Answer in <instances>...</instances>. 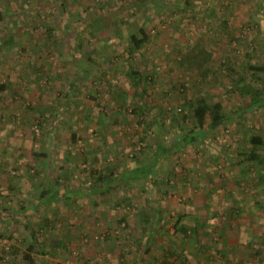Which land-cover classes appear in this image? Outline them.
Returning <instances> with one entry per match:
<instances>
[{
	"label": "rangeland",
	"instance_id": "obj_1",
	"mask_svg": "<svg viewBox=\"0 0 264 264\" xmlns=\"http://www.w3.org/2000/svg\"><path fill=\"white\" fill-rule=\"evenodd\" d=\"M172 1L0 0V84L8 83L0 93V208L6 203L9 206L0 218V264H13L10 247H20L16 240L24 232V221L35 222L41 217L32 214L31 206L17 211L16 205L21 204V198L28 201L30 193H38L40 187H48L53 181H59L58 188L64 185L68 192L82 190L84 196L72 205L70 196L74 194L70 199L66 195L61 211L55 214L52 211L56 203L43 208L42 213L48 212L55 219L53 234L48 233V227L44 230L50 237V245L63 240L67 252L61 245L57 256L42 255L40 264H131L126 252L131 247V251H136L135 246L143 237L138 236L137 228L140 208L129 211L115 205L125 193L137 203L144 198L158 203L160 199L173 201L182 197L185 182L205 184L210 190H217L219 184L235 190L251 182L258 183L262 172L258 163L248 166L241 164V160L236 164L233 159V165L224 153L234 157L248 149L251 134L248 127L264 135V111H248L245 120L239 119L225 129L206 134V143L188 146L181 153L161 160L156 174L139 179L134 187L105 190L104 182L94 179L98 170L116 163L120 170H130L152 157L155 143L171 142L178 137V122L173 116L181 117L187 111H180V107L191 95L212 92L222 98L225 110L231 114L240 106L238 100H226L219 80L211 86L207 83L195 86L196 75L176 62L183 46L188 47L198 39L209 43L215 60L208 65L217 68L221 48L216 47L213 38L219 31L217 38L223 43L221 21L226 18L230 21L229 35L238 38L231 46L238 60L236 68L240 70L244 63L262 56L264 48L259 41L264 33L244 26V21L253 20L264 27L263 0H192L193 6L180 1L174 12H168L167 8L174 5ZM191 9L198 15V23L189 20ZM200 15L211 18V23L207 25ZM108 21L113 24L107 26ZM145 24L152 28L153 40L140 63L139 52L130 55L125 43L131 33ZM11 36L15 41L9 44L4 41ZM126 61L137 63L148 72L154 69L155 81L134 86L126 78ZM145 62L149 63L144 65ZM37 66L42 67L43 75L34 80ZM227 72L220 73V80L229 88ZM112 85L119 98L109 93ZM138 91H143V95ZM91 94L96 100L89 97ZM123 98L127 105L121 108ZM74 100H80L79 104ZM243 101L247 103L244 98ZM142 103L146 106L143 116L138 110L132 111ZM46 108L50 113L39 117V110L45 112ZM87 113L94 114L93 123L87 120ZM105 113L111 115V120H103ZM140 120L145 124L139 123ZM190 123L186 129L192 127ZM75 130L78 139L73 141ZM139 131L145 140L138 139ZM36 152L48 154L41 159ZM243 168L253 174H233ZM12 176H17L15 182L24 188L21 198L8 187ZM95 182L99 190L89 191L86 185ZM259 187H264V183ZM217 196L215 193L213 199L220 198ZM65 205H71L70 209ZM126 210L128 213L124 215ZM210 264L215 263L211 260Z\"/></svg>",
	"mask_w": 264,
	"mask_h": 264
},
{
	"label": "trees",
	"instance_id": "obj_2",
	"mask_svg": "<svg viewBox=\"0 0 264 264\" xmlns=\"http://www.w3.org/2000/svg\"><path fill=\"white\" fill-rule=\"evenodd\" d=\"M183 2L186 5L193 6L192 0H174L172 1L173 6H169L168 12H174L177 7L175 6L178 4V2ZM264 3V0H263ZM194 8V7H193ZM196 8V7H195ZM191 12L188 15L189 20L193 22L198 23V15L193 12ZM203 18H205L207 25L211 23V18L207 16L200 15ZM230 21L228 19L224 18L221 21L223 32L220 37V41L222 40L223 43H219L217 34L220 33L217 31L213 38V43L216 45V47L220 52L221 59L218 61V67L212 68L208 64L210 61L214 58V49H212L213 46L209 45V43H205L203 41H200L199 39L193 43L188 44V47H184L182 50H179V53L177 55L176 62L183 66L186 70H188L189 73L195 74L196 77L194 78L195 86L202 85V84H208L211 86L212 82H219L222 84L225 92V98L228 102L238 100V104L240 106H237V109L235 113H228L225 110L224 102L222 101V98L215 97L214 93L204 91H199L198 93L191 95L187 101L185 102V105L180 111L187 110L185 112H182L180 115L181 117H178L177 115H174V120L178 122V134L179 136L176 137L173 141L167 142V141H158L155 143V146L152 148V157L149 158V160L137 165L136 167L130 169V170H120V167L118 163L114 164L113 166H109L107 168L101 169V170H95L97 171L95 173V180L104 182V188L105 190H113L116 186L117 187H134L136 184L135 182L138 181L141 178H150L153 177L154 174H156V166L158 163L166 158H169L170 156H173L175 153H181L183 149L190 146H198L200 143H206V134L210 132H216L220 130V128L224 127L227 128L229 125L233 122L241 119L242 121L245 120L244 115L248 112H255V111H264V75L258 74V72H264V49L262 51V56H259L258 59H254V61L244 63V65L241 67V69L236 68V64L238 62L236 55L232 52L231 46L232 42L237 36L233 34L232 36L229 35V25ZM113 24V21H108V25L110 26ZM244 26H251V29L258 30L260 33L263 32V25L258 24L256 22H253V20L244 21ZM208 30L209 27L207 26ZM151 27L148 25H141L137 32H133L129 35L128 39L126 40L127 50L130 55H133L136 52H139L140 56V63H142V58L145 56L148 46L151 44L153 40V35L151 34ZM240 37V36H238ZM12 41H15V38L11 36L10 38H5L4 41H8V44ZM261 45L263 44L264 48V35L263 38L259 41ZM221 46V47H220ZM253 49H256V45H252ZM178 50V49H177ZM263 60V61H262ZM128 65V71L126 74V78L129 79V81H132V84L134 86H138L140 83L144 81H151L154 82V76L156 71L154 69L145 70V68L138 67V65L133 64L132 62H127ZM149 63V62H148ZM148 63H143L144 65ZM139 64V63H138ZM112 68V66H111ZM115 69V68H114ZM42 67H36L35 72L38 73L36 77H34V80H39L42 73ZM225 70L227 72V76L229 77V81L231 86L227 88V84H225L223 81L220 80V73ZM227 70V71H226ZM35 75V74H34ZM179 85H182L185 87V84L181 81H177ZM109 88V93L111 96H116V98H119L120 96L116 94L115 87ZM175 86V85H174ZM8 87V83H1L0 84V93L4 91ZM124 94L127 93L122 91ZM143 95V91H138ZM147 93V92H146ZM137 96V94H136ZM216 96H218L216 94ZM89 97H92L94 100H96V96L90 95ZM243 98L247 101L246 104H244ZM248 98V99H246ZM76 104H79L80 100H74ZM81 103V102H80ZM142 103V105H138L135 109H133V112H136L135 110H138L139 114L142 116L145 115V104ZM121 108L126 107L127 102L126 99L123 98L120 102ZM109 106V105H107ZM142 107V108H141ZM244 107L245 110L243 109ZM41 108V106H40ZM138 108V109H137ZM90 111V110H88ZM119 111V110H118ZM141 112V113H140ZM172 112H176V109H172ZM50 113V109L46 108V111L43 112V110H39V117H46ZM87 120L89 122H94V114L87 113ZM158 116V115H157ZM111 115L109 113H105V116H103V120L106 122L108 120H111ZM193 123H190L192 127L187 128V124L189 121ZM139 123L145 124L143 121H139ZM149 124V123H148ZM151 124V123H150ZM165 124V120L163 122ZM150 126V125H149ZM194 126L196 127V130L194 129ZM186 129V130H185ZM253 129V130H252ZM248 130L251 131V134L249 136V142H248V149L246 151H242L239 154H237L234 157H230L225 151L224 156L228 160L230 164H238L241 160L242 163H247V165H252L255 163H258L261 168L262 172L259 174V183H264V135L260 132H256L255 128H249ZM143 132L139 131L138 139L145 140L143 137ZM73 141H76L78 139V132L75 130L72 134ZM150 148V146H149ZM36 156L40 157L41 159H45L47 157L48 153H41L36 152ZM84 158H86L84 156ZM235 159V163L233 161ZM92 160L97 163V158L93 157ZM247 169V168H244ZM17 178V176H14ZM12 176L13 179L8 181L9 189L16 190L17 195L19 198L20 196H24V188L19 186L15 181L16 179ZM94 180V181H95ZM161 184H168L167 181H159ZM57 184V185H56ZM59 181H53L50 183L48 187H40L37 192L30 193V199L28 201L21 198V204L16 205L17 211L27 210L28 208H33L34 215L41 214V217L37 218V221L31 222L29 219L24 221V232L19 233V236L21 239L16 240L19 242V245L10 247V259L12 260L13 264H40L39 260L42 259V255H53L54 257L57 256L59 253L57 251V248L62 247V250L67 252V245L66 243L62 241H56L54 245H50L51 242H49L48 238H50L48 235H46V232L44 231L46 227L49 229V234H53L55 231V219L52 218L49 214L42 213V210L45 206L50 205L52 203H56L55 209H53L52 212L54 214L59 211H61V202H64L62 199L65 198L67 195L68 199L72 197V205H74L76 202L80 201V198L83 195L84 192L82 190H73V191H66L64 185H62V188H58ZM192 185H196L195 183H192ZM181 186V183H180ZM184 186L190 187L191 184L189 182H185ZM74 188V187H73ZM86 188L89 189V191L96 192L98 191V185L95 182V184H89L86 185ZM166 192H168L166 190ZM171 192V191H170ZM74 194V195H73ZM28 195V193H27ZM73 195V196H70ZM180 195L182 197H179V200L182 201L184 199V194L180 192ZM6 196L9 197L7 194ZM70 196V197H69ZM132 196V195H131ZM130 195H127L125 193L122 195L119 199H117L115 205L122 206L129 211H131L134 208H140L139 211V219L141 218L143 230L147 233H151L154 225V220L160 217V211L152 206H149V202L147 199L144 198L143 202L137 203L136 199H133ZM66 197V198H67ZM230 200H233L232 197ZM212 201V200H211ZM214 204V203H211ZM71 205H65V207L70 209ZM140 206V207H139ZM149 206V207H148ZM215 206V205H213ZM239 206V205H238ZM9 206L4 204L2 208H0V218L3 210H8ZM212 208V207H211ZM212 210V209H211ZM216 212L218 209H214ZM245 210V209H244ZM243 207H234V208H228L227 211H230L234 213L235 217L242 216L243 213ZM46 211H49L48 209ZM225 214L227 215V213ZM127 215L128 211H124L123 214ZM242 213V214H241ZM187 214L185 212H179L177 217V222L179 230L184 234L187 235L188 229L192 228L190 231H195V233L198 231L199 228L204 227L207 229V236L210 237L211 244L216 243L213 241L215 239V236H219L220 234V226L218 223H215L214 221H220L221 214H213L211 216V220L209 223L204 222L203 220L195 222V226L191 227L189 225H185L182 221H184V217H186ZM208 217V216H207ZM214 220V221H213ZM122 221V220H121ZM144 224V225H143ZM71 233V232H70ZM2 236V235H1ZM5 236V235H3ZM18 236V238H19ZM152 235H149L148 240L150 241L152 239ZM11 239H14V236H10ZM255 236L253 235V250H259L255 253V257H259L261 263L264 262V239H262V242H256ZM15 240V239H14ZM248 245H252V241L250 239L247 240ZM54 246V247H51ZM261 246V247H260ZM258 247V248H257ZM212 245L208 248V261L205 264H209L210 254L209 251L212 250ZM255 250V251H256ZM58 252V253H57ZM204 253H207V250H204ZM203 253V254H204ZM204 254V255H205ZM8 255V254H7ZM212 256V255H211ZM6 256L5 258H7ZM164 264H173L171 261H164ZM9 264H11L9 262Z\"/></svg>",
	"mask_w": 264,
	"mask_h": 264
},
{
	"label": "crops",
	"instance_id": "obj_3",
	"mask_svg": "<svg viewBox=\"0 0 264 264\" xmlns=\"http://www.w3.org/2000/svg\"><path fill=\"white\" fill-rule=\"evenodd\" d=\"M233 174L250 176L253 173L252 170L243 168L233 171ZM195 184L185 188L182 201L160 199L158 203L149 202V206L158 209L161 215L154 220L155 226L151 233L143 230L141 218L137 220V228L139 226L140 231L138 236L143 238L137 242L136 251H131V247L130 251L126 252L132 261L131 264H164V261H171L173 264H205L208 261L210 245L213 248L209 251V261L212 260L215 264H264L259 257H255L259 250H253V235L256 242H262L264 239V187H259L262 183L251 182L235 190L226 184H219L217 190H210L205 184ZM215 193L221 199L214 200ZM231 197L233 200H230ZM234 207H243L244 214L241 213L242 216L237 218L233 211L226 212V209ZM179 212L187 214L182 222L191 227L200 220L209 223L213 214H221L220 221L213 220L220 226L219 238H215L216 243L211 244L204 227L199 228L196 233L197 229L191 232L192 228H189L187 235H184L176 220ZM149 235H152V239L147 241ZM248 239L252 241L251 246L247 244Z\"/></svg>",
	"mask_w": 264,
	"mask_h": 264
}]
</instances>
